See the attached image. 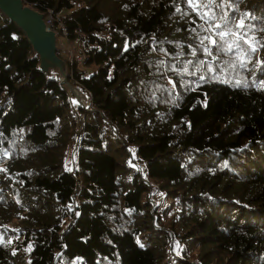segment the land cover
Returning <instances> with one entry per match:
<instances>
[{
  "label": "trees",
  "instance_id": "obj_1",
  "mask_svg": "<svg viewBox=\"0 0 264 264\" xmlns=\"http://www.w3.org/2000/svg\"><path fill=\"white\" fill-rule=\"evenodd\" d=\"M23 1L82 50L57 55L88 106L0 11V264H264V0L213 7L246 67L187 0Z\"/></svg>",
  "mask_w": 264,
  "mask_h": 264
},
{
  "label": "water",
  "instance_id": "obj_2",
  "mask_svg": "<svg viewBox=\"0 0 264 264\" xmlns=\"http://www.w3.org/2000/svg\"><path fill=\"white\" fill-rule=\"evenodd\" d=\"M0 11L20 29L23 37L36 53L38 69L46 75H56L57 82L65 90L70 105L77 104L86 108L88 102L87 105H83L79 101L70 100V90L83 98L85 97L67 82V64L57 55V33L45 25L43 14L27 5L23 0H0ZM58 66L62 68L61 78L58 74ZM133 169L138 173L141 172L140 168L134 167Z\"/></svg>",
  "mask_w": 264,
  "mask_h": 264
},
{
  "label": "snow or ice",
  "instance_id": "obj_3",
  "mask_svg": "<svg viewBox=\"0 0 264 264\" xmlns=\"http://www.w3.org/2000/svg\"><path fill=\"white\" fill-rule=\"evenodd\" d=\"M224 0H187V5L194 12H197L200 15V18L205 20L208 23V27L204 28L205 32H211V35H205L200 39V45L204 47V51L208 56H213V48L217 49V56H213V59H217L220 52H233L236 53L237 60L240 63L241 67H246V56L248 53H244L240 48V41L248 45V49L251 53L258 51V41L254 37H249L247 32L234 33L231 26H229L228 18L226 14H221L220 20L223 23L213 22L215 21V13L213 7H222ZM179 10V9H178ZM203 10V11H202ZM237 29H245V20L241 18L235 25ZM195 31V29H193ZM236 35L237 41L233 43H227L226 37ZM219 38V40L217 39ZM207 41V44H205ZM227 44L225 48L224 45ZM259 47H264V45H259ZM203 63V62H202ZM259 63V61H258ZM203 79V77H201ZM239 83V82H237Z\"/></svg>",
  "mask_w": 264,
  "mask_h": 264
},
{
  "label": "rangeland",
  "instance_id": "obj_4",
  "mask_svg": "<svg viewBox=\"0 0 264 264\" xmlns=\"http://www.w3.org/2000/svg\"><path fill=\"white\" fill-rule=\"evenodd\" d=\"M61 13H63V12H61ZM57 45H58V47H60V49L61 50H59V54L63 57H67V55H72V54H74V52H72V51H69V49L70 48H72V49H74V50H76V47H75V44H71V43H68L69 44V46H66V42L64 41V39L61 37H58L57 39ZM70 52V53H69ZM84 70H85V75H89L90 74V72H91V70H92V68L91 67H85L84 68ZM79 96V95H78ZM69 97H70V100L71 101H82V103H83V105H87V102H86V100H84L85 98H83V97H81V96H79V99H77V97H75V93H74V91H71L70 90V95H69ZM76 121H77V119H76ZM126 150H127V152H128V157H127V159H126V161H125V164L127 165V166H131V168H134V167H136V166H139L140 167V170H141V166L139 165V163L138 162H135V161H133V158H132V155H131V151H130V149L128 148V147H126ZM69 166L71 167L72 166V151L70 152V156H69ZM141 173V172H140ZM150 185H151V187H152V190H151V194H148L149 196H148V199L150 200V203L152 204V205H154V206H157L158 208L159 207H161L162 206V202H163V198H162V196H163V192L162 191H160L158 188H157V186H156V184L155 183H150ZM14 222V220L12 219L11 221H10V223H13Z\"/></svg>",
  "mask_w": 264,
  "mask_h": 264
},
{
  "label": "built area",
  "instance_id": "obj_5",
  "mask_svg": "<svg viewBox=\"0 0 264 264\" xmlns=\"http://www.w3.org/2000/svg\"><path fill=\"white\" fill-rule=\"evenodd\" d=\"M43 20H44V23H45V25L47 26V27H49V28H51V29H53L51 26H52V23L55 21L56 23H57V26H58V28H60V32H61V34H60V36H57V34H56V39L58 38V37H62L63 39H64V41L66 42V46H69V44H68V41H67V39H66V34H65V30H64V28H63V24H62V22L60 21V19H59V15H55L54 17H52V15L50 14V13H47L44 17H43ZM54 30V29H53ZM72 44V43H71ZM56 46H57V53H59V50H61L60 49V47H58V45H57V40H56ZM69 51H72V52H74V54H70V55H67V57L65 58L64 56V58L69 62V63H75V64H77V65H80V63L82 62V60H83V52H82V50L81 49H78V48H76V50H74V49H72V48H70L69 49ZM70 53V52H69ZM149 196V195H148Z\"/></svg>",
  "mask_w": 264,
  "mask_h": 264
},
{
  "label": "bare ground",
  "instance_id": "obj_6",
  "mask_svg": "<svg viewBox=\"0 0 264 264\" xmlns=\"http://www.w3.org/2000/svg\"><path fill=\"white\" fill-rule=\"evenodd\" d=\"M58 74H59V77L61 78V76H62V68L61 67H59L58 66ZM68 88H70V87H68ZM80 96V95H79ZM79 96H78V94H75V97H77V99H79ZM80 100V99H79ZM84 100H86V99H84ZM79 102H81L82 103V101H79ZM86 102H87V100H86ZM136 168H140L139 166H136Z\"/></svg>",
  "mask_w": 264,
  "mask_h": 264
}]
</instances>
